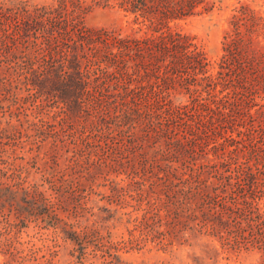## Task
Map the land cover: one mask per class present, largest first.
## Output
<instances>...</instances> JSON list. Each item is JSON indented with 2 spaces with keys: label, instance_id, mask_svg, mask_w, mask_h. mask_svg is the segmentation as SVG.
I'll return each mask as SVG.
<instances>
[{
  "label": "trees",
  "instance_id": "obj_1",
  "mask_svg": "<svg viewBox=\"0 0 264 264\" xmlns=\"http://www.w3.org/2000/svg\"><path fill=\"white\" fill-rule=\"evenodd\" d=\"M213 7V0H0V155L23 136L35 140L39 151L51 140L48 152L54 156L62 148L71 152L65 169L70 177L59 174L58 162L50 165L60 191L83 184L80 172L94 178L106 167L129 168L139 198L155 196L150 218H162L158 200L180 215L187 202L218 203L227 193L225 211L248 217L252 231L264 228V209L255 203L263 189L256 170L263 185L264 170L238 161L247 150L259 155L262 146L253 141L263 126L251 100L237 90L233 99L224 93V87L247 94L258 87L256 68L251 63L250 73L242 67L232 75L225 71L227 57L214 72L195 37L171 25ZM97 8L139 28L123 34L119 28L87 27V16ZM247 16L255 26L264 24L249 4L235 9L231 23L238 28ZM232 36L226 35L229 54ZM236 36L243 43L241 31ZM230 60L231 65L235 58ZM179 87L193 91L192 104L167 101V90ZM138 126L142 133L130 134ZM210 151L224 161L208 157ZM100 152L107 153L105 163L95 158ZM233 160V169H221ZM211 167L219 183H207ZM238 226L245 234L241 221Z\"/></svg>",
  "mask_w": 264,
  "mask_h": 264
},
{
  "label": "rangeland",
  "instance_id": "obj_2",
  "mask_svg": "<svg viewBox=\"0 0 264 264\" xmlns=\"http://www.w3.org/2000/svg\"><path fill=\"white\" fill-rule=\"evenodd\" d=\"M50 1L37 0L40 4ZM213 1L211 10L171 25L174 30L195 37V42L203 46L215 66L214 72L218 63L227 57L229 67L225 71L232 75L242 67L250 73L251 63L255 66L254 73L261 80L258 87H253L248 94L241 88L224 87V93L231 98L233 90H237L252 101L257 124L263 126L253 142L263 150L259 149L258 156L247 150L238 161L264 170V114L261 113L264 112V24L255 26L248 16L238 28L231 23L235 9L241 4H249L264 18V0ZM85 23L91 28H119L123 34L139 28L138 24L128 23L126 18L102 8L90 13ZM238 31L243 36L240 44ZM228 32L234 37L230 54L225 49ZM232 58L235 61L230 65ZM207 89L203 88V97ZM167 91V101L171 100L174 105L192 104V90L179 87ZM197 95L195 92L194 96ZM9 114H3L5 120ZM129 132L141 134L142 130L138 126ZM50 142H45L39 151L35 140L23 136L16 145L10 142L8 151L0 155V264H176L185 248L197 246L201 247V254L190 257L192 264H204V261L264 264V228L255 226L252 231L248 217L225 211L221 203L227 193H221L218 203L214 199L202 202L201 198L187 202L180 215L168 211L163 201L158 200L156 206L161 207L162 218H150L155 209L151 203L155 196H151V202L139 198V187L129 168L116 171L105 166L94 178L80 172L77 176L83 184L58 190L50 165L56 166L58 162L59 174L66 172L70 177L71 171L65 169L71 152L62 148L54 156L55 153L48 152ZM106 154L100 152L95 158L100 157L105 163ZM208 157L219 163L224 161L223 156H215L212 151ZM234 166L233 160L230 167L224 165L221 169L227 172ZM215 171L211 167L212 174L204 175L208 184L219 183ZM256 172L263 189L257 193L255 203L264 209L263 176ZM217 215L219 218H214ZM239 221L245 227V234L239 233Z\"/></svg>",
  "mask_w": 264,
  "mask_h": 264
},
{
  "label": "clouds",
  "instance_id": "obj_3",
  "mask_svg": "<svg viewBox=\"0 0 264 264\" xmlns=\"http://www.w3.org/2000/svg\"><path fill=\"white\" fill-rule=\"evenodd\" d=\"M201 243H204L201 241ZM201 254V247L197 246L196 248H185L182 257L176 264H192V260L190 257L192 256H199ZM204 264H208L207 261H204Z\"/></svg>",
  "mask_w": 264,
  "mask_h": 264
}]
</instances>
